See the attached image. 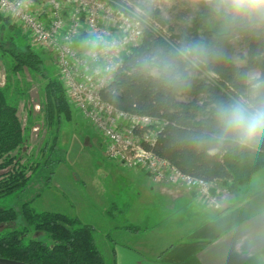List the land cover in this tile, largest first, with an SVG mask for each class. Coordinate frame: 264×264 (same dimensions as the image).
Here are the masks:
<instances>
[{
	"label": "trees",
	"instance_id": "trees-1",
	"mask_svg": "<svg viewBox=\"0 0 264 264\" xmlns=\"http://www.w3.org/2000/svg\"><path fill=\"white\" fill-rule=\"evenodd\" d=\"M141 7L147 19L142 41L124 55L114 80L101 91L103 99L127 112L160 118L164 126L155 144L147 147L182 172L217 182L230 192L246 185L264 168V139L253 148L240 149L232 145L217 148L207 137L214 128L217 102H230L245 92V74L257 69L264 75V37L221 33L218 21L196 0L191 22L178 31L168 25L159 9ZM0 26L3 30L9 27L26 34L2 13ZM163 28L167 32L163 33ZM190 41H203L224 55L196 70L189 87L170 86L138 69L136 62L140 58L158 50L171 51L181 42ZM237 44L243 48L244 64L234 60ZM0 47L13 58L15 72L28 68L46 79V99L41 113L49 127L57 124V133L52 143H45L39 160L29 167L22 165L21 159L11 153L22 146L24 128L17 106L9 102L5 90L0 87V169H5L0 173V196L24 192L20 209H0V226L16 223L22 216L27 227L0 234V257L31 264H108L96 241L93 225L78 217L61 212H39L32 207V202L50 186L57 167L65 160L64 151L58 147V133L64 120H72L73 109L60 76L54 78L46 73L43 59L46 52L36 50L30 39L25 48L15 46L11 40L7 43L2 32ZM29 227L46 233L50 241L27 239L25 234ZM128 228L139 229L136 226Z\"/></svg>",
	"mask_w": 264,
	"mask_h": 264
},
{
	"label": "built area",
	"instance_id": "built-area-1",
	"mask_svg": "<svg viewBox=\"0 0 264 264\" xmlns=\"http://www.w3.org/2000/svg\"><path fill=\"white\" fill-rule=\"evenodd\" d=\"M0 13L29 33L36 50L52 56L70 103L102 134L110 159L142 168L155 181L185 186L206 204L221 207L226 188L182 172L147 147L164 126L160 118L119 109L101 95L124 55L142 41L147 19L139 6L122 0H0ZM95 36L111 46L92 55L89 41Z\"/></svg>",
	"mask_w": 264,
	"mask_h": 264
},
{
	"label": "rangeland",
	"instance_id": "rangeland-1",
	"mask_svg": "<svg viewBox=\"0 0 264 264\" xmlns=\"http://www.w3.org/2000/svg\"><path fill=\"white\" fill-rule=\"evenodd\" d=\"M134 3L142 10L141 5L159 9L168 21V25L174 27L175 31L191 22V13L194 9V0H137ZM1 32L7 43L11 40L15 46L21 48L29 44V33L22 34L9 27L3 30L0 26ZM243 53V48L237 44L234 60L238 64L245 63ZM49 55L47 53L43 56L46 73L51 77L59 78V67ZM13 65V58L0 47V87L5 90L9 102L17 106L24 128V142L20 149L11 155H17L21 159V164L29 167L39 160L45 143L47 141L52 143L57 133V124L49 127L41 113V105L46 99V79L28 68L15 72ZM251 74H259V70L255 69ZM71 105L73 118L71 121H63L57 141L58 147L65 153V160L57 167L50 186L32 202V207L39 212L52 211L61 212L70 217L80 216L84 222L97 226L96 233L98 234L95 233V237L99 244L101 231L107 228L109 220L106 216L103 217L97 213L92 203L93 199L99 196L102 203L108 197H116L122 201L129 193L141 196L145 193L140 188L144 184L152 185L154 180L145 174L135 177L130 170L110 159L106 154L107 143L102 134L83 116L80 110L73 104ZM3 171L5 169H0V173ZM23 198L24 192L21 191L0 196V209L11 207L20 209ZM140 202L136 201V206ZM145 203L149 210V202ZM114 212L120 215L117 210ZM26 228L23 217L20 216L16 223L1 225L0 234L13 229L24 230ZM25 235L27 239L50 241L46 233L38 232L31 227L26 230ZM101 250L103 251L102 248ZM104 254L107 263L110 264L111 260L105 252Z\"/></svg>",
	"mask_w": 264,
	"mask_h": 264
},
{
	"label": "crops",
	"instance_id": "crops-1",
	"mask_svg": "<svg viewBox=\"0 0 264 264\" xmlns=\"http://www.w3.org/2000/svg\"><path fill=\"white\" fill-rule=\"evenodd\" d=\"M123 168L135 177L148 175ZM140 189L142 197L93 199L97 213L109 220L98 245L110 264H264V168L246 185L224 192L219 209L185 186L154 180Z\"/></svg>",
	"mask_w": 264,
	"mask_h": 264
},
{
	"label": "clouds",
	"instance_id": "clouds-1",
	"mask_svg": "<svg viewBox=\"0 0 264 264\" xmlns=\"http://www.w3.org/2000/svg\"><path fill=\"white\" fill-rule=\"evenodd\" d=\"M203 3L223 34L244 33L264 37V0H196ZM91 54L110 47L103 36L89 41ZM203 41L181 42L173 50H158L137 60L138 69L176 88L190 86L194 72L223 57ZM245 92L230 102H217L214 128L207 139L217 148L232 145L250 149L264 139V75L245 74Z\"/></svg>",
	"mask_w": 264,
	"mask_h": 264
},
{
	"label": "water",
	"instance_id": "water-1",
	"mask_svg": "<svg viewBox=\"0 0 264 264\" xmlns=\"http://www.w3.org/2000/svg\"><path fill=\"white\" fill-rule=\"evenodd\" d=\"M0 264H31V263L0 257Z\"/></svg>",
	"mask_w": 264,
	"mask_h": 264
}]
</instances>
